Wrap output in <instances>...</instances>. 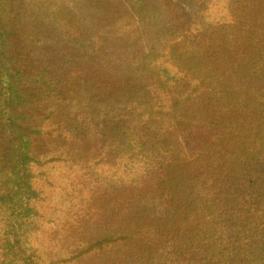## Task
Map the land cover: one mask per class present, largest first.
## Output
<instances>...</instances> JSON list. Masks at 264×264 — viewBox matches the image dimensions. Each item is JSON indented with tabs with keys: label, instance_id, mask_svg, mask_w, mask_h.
I'll return each instance as SVG.
<instances>
[{
	"label": "rangeland",
	"instance_id": "374dc122",
	"mask_svg": "<svg viewBox=\"0 0 264 264\" xmlns=\"http://www.w3.org/2000/svg\"><path fill=\"white\" fill-rule=\"evenodd\" d=\"M0 31V161L36 151L0 264H264V0H0Z\"/></svg>",
	"mask_w": 264,
	"mask_h": 264
},
{
	"label": "trees",
	"instance_id": "16d2710c",
	"mask_svg": "<svg viewBox=\"0 0 264 264\" xmlns=\"http://www.w3.org/2000/svg\"><path fill=\"white\" fill-rule=\"evenodd\" d=\"M9 36V33L0 31V45L6 43ZM37 83L38 82H36V84ZM135 113L136 111L134 110L131 114ZM17 118H20V116H18V114H15L9 117L8 120L16 121ZM30 118H34V115H31ZM30 139L31 133H25L24 131H15L7 141L8 145L10 146V154L3 159L2 163L0 161V163L3 165V169L9 170L11 176L13 177L20 171H25L28 161L27 159L31 156L33 152L36 155L34 147H32L30 141H28ZM1 141L2 140L0 139V143Z\"/></svg>",
	"mask_w": 264,
	"mask_h": 264
}]
</instances>
